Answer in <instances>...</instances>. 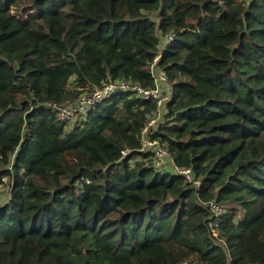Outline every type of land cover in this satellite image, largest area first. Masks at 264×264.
<instances>
[{
    "label": "trees",
    "instance_id": "1",
    "mask_svg": "<svg viewBox=\"0 0 264 264\" xmlns=\"http://www.w3.org/2000/svg\"><path fill=\"white\" fill-rule=\"evenodd\" d=\"M154 59L172 90L151 139L191 182L140 150L155 100L73 126L47 107L153 89ZM0 166V264H264V1L0 0Z\"/></svg>",
    "mask_w": 264,
    "mask_h": 264
},
{
    "label": "built area",
    "instance_id": "2",
    "mask_svg": "<svg viewBox=\"0 0 264 264\" xmlns=\"http://www.w3.org/2000/svg\"><path fill=\"white\" fill-rule=\"evenodd\" d=\"M264 1V0H259ZM171 39V38H169ZM157 59H154L150 65V71L153 75L155 83L161 82V88L145 89L137 84H133L126 81H112L109 80L102 87L94 89L91 92L82 94L79 99L73 103H50L48 109H50L56 119L65 124L70 125L74 123H80L83 121V117L87 115L95 105L104 101L110 100L115 95L132 94V96L139 97L141 99H153L156 101L158 111L163 109V106L168 101L171 87L167 84L166 78L163 74H157L155 72V63ZM164 117H160L158 113L155 117H151L145 123L141 131V149L142 151L152 150L153 165L164 172V159L169 157V152L165 147L160 146L156 140L151 139L152 133L157 129L158 123ZM71 126V125H70ZM125 155V152H123ZM172 163V160H170ZM178 174L185 177L186 181H193L191 170L175 168ZM211 212V219L209 221V227L213 236H217V227L220 220L223 208L214 202H209L205 205ZM186 264V263H183Z\"/></svg>",
    "mask_w": 264,
    "mask_h": 264
},
{
    "label": "bare ground",
    "instance_id": "3",
    "mask_svg": "<svg viewBox=\"0 0 264 264\" xmlns=\"http://www.w3.org/2000/svg\"><path fill=\"white\" fill-rule=\"evenodd\" d=\"M155 72L157 73V74H163V76L166 78V74L163 72V71H160V70H158L157 68H155ZM153 76V75H152ZM111 80V79H110ZM109 81V80H108ZM107 81V82H108ZM166 81H167V79H166ZM107 82H105V83H107ZM104 83V84H105ZM103 84V85H104ZM102 85V86H103ZM101 86V87H102ZM161 88V82L160 83H156V87L155 88H153V89H156V88ZM151 89V88H150ZM122 96H132V94H122ZM136 97V96H135ZM170 97H171V92H170V95H169V98H168V101L165 103V105L163 106V109L161 110V111H158V109L156 108V111L152 114V115H150L149 117H148V119L149 118H151V117H155L156 116V114L158 113V115L160 116V117H164V115L166 114V110H165V107H166V104L170 101ZM144 101H147V100H149V99H143ZM49 105V104H48ZM48 105H47V107H48ZM94 108V107H93ZM51 111V110H50ZM92 111V110H91ZM90 111V112H91ZM89 112V113H90ZM53 113V112H52ZM88 113V114H89ZM54 114V113H53ZM87 114V115H88ZM87 115H85L84 117H83V121L85 120V117L87 116ZM148 119H147V121H148ZM146 121V122H147ZM158 143V142H157ZM159 144V143H158ZM160 145V144H159ZM160 146H162V145H160ZM163 147V146H162ZM148 151L149 150H146L145 152L146 153H148ZM169 152V151H168ZM150 153H152L153 154V151L151 150V152ZM164 160H172L171 159V156H170V154H169V157L168 158H166V159H164ZM152 161H153V159H152ZM171 163V162H170ZM170 166V165H169ZM172 167V168H171ZM171 167H169L170 169H167V170H169V171H172V172H174V173H176L177 174V172L175 171V169H174V164H173V161H172V163H171ZM176 168V167H175ZM8 169H10L9 167H8ZM165 169V168H164ZM164 171H166V170H164ZM3 179H5V178H1V181L3 182ZM212 234V233H211ZM183 264V263H182ZM186 264H188V263H186Z\"/></svg>",
    "mask_w": 264,
    "mask_h": 264
},
{
    "label": "rangeland",
    "instance_id": "4",
    "mask_svg": "<svg viewBox=\"0 0 264 264\" xmlns=\"http://www.w3.org/2000/svg\"><path fill=\"white\" fill-rule=\"evenodd\" d=\"M70 125L73 126V124H70ZM166 166L171 167L170 160H164L163 167H166ZM3 169H6V168L0 166V170H3ZM1 183L3 185H0V205L4 204L7 201L8 193H9V190L7 188L6 179H3V182L1 181Z\"/></svg>",
    "mask_w": 264,
    "mask_h": 264
},
{
    "label": "crops",
    "instance_id": "5",
    "mask_svg": "<svg viewBox=\"0 0 264 264\" xmlns=\"http://www.w3.org/2000/svg\"><path fill=\"white\" fill-rule=\"evenodd\" d=\"M165 168L170 169L168 166H166ZM171 168H172V167H171Z\"/></svg>",
    "mask_w": 264,
    "mask_h": 264
}]
</instances>
